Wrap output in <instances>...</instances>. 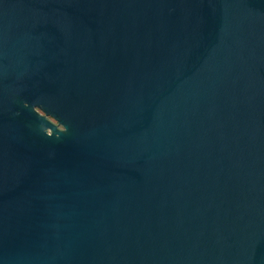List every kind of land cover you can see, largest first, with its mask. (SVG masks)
<instances>
[{
    "label": "water",
    "instance_id": "95a60500",
    "mask_svg": "<svg viewBox=\"0 0 264 264\" xmlns=\"http://www.w3.org/2000/svg\"><path fill=\"white\" fill-rule=\"evenodd\" d=\"M0 264H264V0H0Z\"/></svg>",
    "mask_w": 264,
    "mask_h": 264
}]
</instances>
